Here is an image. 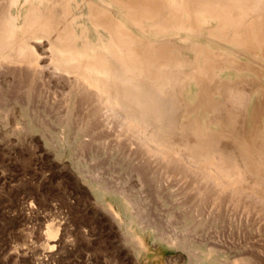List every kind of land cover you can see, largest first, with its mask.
Masks as SVG:
<instances>
[{
	"label": "bare ground",
	"instance_id": "1",
	"mask_svg": "<svg viewBox=\"0 0 264 264\" xmlns=\"http://www.w3.org/2000/svg\"><path fill=\"white\" fill-rule=\"evenodd\" d=\"M34 95L47 145L52 117L62 149L104 138L113 154L135 161L138 192L153 193L166 221L177 215L170 201L196 200V182L178 185L182 170L209 191L249 194L264 207V0H0V107ZM94 188L102 198V187ZM119 193L125 214L134 205ZM106 205L133 235L141 212L128 224ZM195 217L172 232L179 241L162 238L185 251L189 264L199 260ZM149 234L159 237L153 228ZM47 235L52 240L57 230ZM141 244L139 256L148 251Z\"/></svg>",
	"mask_w": 264,
	"mask_h": 264
},
{
	"label": "rangeland",
	"instance_id": "2",
	"mask_svg": "<svg viewBox=\"0 0 264 264\" xmlns=\"http://www.w3.org/2000/svg\"><path fill=\"white\" fill-rule=\"evenodd\" d=\"M36 99L35 95L18 103H13V99H9L11 103L5 101L0 107V264H189V256L185 251L168 247L162 238L170 242L179 241L172 232L187 227L190 213L196 216L199 228L197 243L199 260L196 264H264L262 202L257 205L258 202L254 203L256 200L249 194L239 195L241 199L238 195L233 197L230 193L218 194L213 189L211 192L205 189L203 183L199 182L201 184L199 185L198 179L193 181L182 170L177 178V181H180L178 184L180 189L182 186L188 189L197 183L198 187L195 185L193 188L200 192V197L195 192L196 200L192 206L181 198L170 201L168 210L177 215L173 219L174 222L166 221L160 216L157 205L155 206L157 199L153 197V193L146 191L142 196L138 192L137 170L133 165L135 161L113 154L111 146L106 144L104 138L94 135L90 138V134H87L89 137H82L76 145L80 152L78 149L75 151L76 146L75 149L74 147L62 149L57 139L60 129L57 119L52 117L51 122L46 115L49 123L55 126V131L51 134L53 143L51 146L47 145L41 132L37 131L43 110ZM21 113H24V116ZM39 117L40 120L37 119ZM4 119H7L6 122ZM81 120V117L77 119L78 126ZM16 126L33 130L26 129L25 132L20 131L18 134ZM31 136L32 138H29ZM83 140L89 142L85 143ZM100 141L102 147L99 145ZM87 144L91 147H86ZM97 186L102 187V198L95 191L94 187ZM119 192L126 194L134 205L128 210L129 213L120 212L121 205L114 197ZM199 198L202 199V203ZM217 198L224 204L220 205ZM133 199H136L137 203ZM141 200L147 202L141 203ZM234 203L237 207L232 208ZM106 204L112 206L115 214L120 213L127 223L141 212L139 223L131 225L133 235H127L126 229L115 222L117 220L113 218ZM213 204L220 206L214 208ZM194 206H197V209ZM246 209L249 210L245 212ZM145 212L150 213L147 216ZM49 228L57 230V235L52 240L48 239ZM151 228L155 229V234L159 236L156 239L149 234ZM139 238L148 247V251L140 256L137 249H140L142 242H136ZM179 257L182 258L181 261Z\"/></svg>",
	"mask_w": 264,
	"mask_h": 264
}]
</instances>
